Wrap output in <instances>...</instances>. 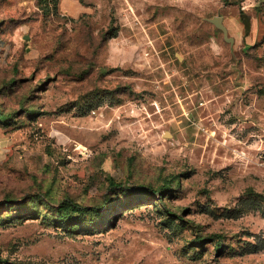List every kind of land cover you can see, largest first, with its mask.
I'll return each mask as SVG.
<instances>
[{
	"label": "rangeland",
	"instance_id": "obj_1",
	"mask_svg": "<svg viewBox=\"0 0 264 264\" xmlns=\"http://www.w3.org/2000/svg\"><path fill=\"white\" fill-rule=\"evenodd\" d=\"M0 114V264H264V0H0Z\"/></svg>",
	"mask_w": 264,
	"mask_h": 264
},
{
	"label": "trees",
	"instance_id": "obj_2",
	"mask_svg": "<svg viewBox=\"0 0 264 264\" xmlns=\"http://www.w3.org/2000/svg\"><path fill=\"white\" fill-rule=\"evenodd\" d=\"M244 22L246 26L249 28L250 22L247 19H244ZM9 118L5 114H0V122L8 123ZM59 209V219L61 220V223L66 226L70 230V232H76V230L80 229L82 225L80 217H77L74 215L73 211H79V213L82 214L83 208L80 205H69V204H62L60 205ZM101 224H104L103 219L97 223V226H101ZM204 240H200V242H203ZM217 245L220 248L221 247V241L218 239Z\"/></svg>",
	"mask_w": 264,
	"mask_h": 264
},
{
	"label": "water",
	"instance_id": "obj_3",
	"mask_svg": "<svg viewBox=\"0 0 264 264\" xmlns=\"http://www.w3.org/2000/svg\"><path fill=\"white\" fill-rule=\"evenodd\" d=\"M213 23H215L219 28H221L224 32L225 39L227 41H232L233 39L228 36V28L226 25L223 23V18L222 16H217L211 19Z\"/></svg>",
	"mask_w": 264,
	"mask_h": 264
}]
</instances>
